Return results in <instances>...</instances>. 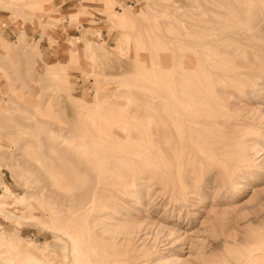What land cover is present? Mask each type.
<instances>
[{"label": "rangeland", "instance_id": "obj_1", "mask_svg": "<svg viewBox=\"0 0 264 264\" xmlns=\"http://www.w3.org/2000/svg\"><path fill=\"white\" fill-rule=\"evenodd\" d=\"M115 1L107 9L92 0H0V164L8 165L0 174L12 192L0 206V236L12 244L0 243V264L15 263L25 244L69 260L74 242L57 226L78 237L87 264H245L264 253V0ZM209 33L220 38L206 47ZM217 53L237 80L217 83L230 96L218 91L222 101L207 107L229 125L204 135L234 160L199 142L193 164L177 171L171 127L153 130V97H167L175 63L198 70ZM82 113L104 126L125 117L128 137L71 125ZM53 115L73 131L61 144ZM106 137L122 159L106 157L93 204H75L53 150L76 166L96 163ZM34 157L45 172L25 174Z\"/></svg>", "mask_w": 264, "mask_h": 264}, {"label": "bare ground", "instance_id": "obj_2", "mask_svg": "<svg viewBox=\"0 0 264 264\" xmlns=\"http://www.w3.org/2000/svg\"><path fill=\"white\" fill-rule=\"evenodd\" d=\"M248 9L249 7L246 9V11ZM205 13L206 12L202 11L200 13L201 14L200 16L201 17L205 16ZM248 13L249 12H247V14ZM216 15H218V13H216ZM202 21L204 22V24L208 22L213 23V20H211V17L208 18V16L204 17ZM218 36H219L218 34L209 33L207 37L204 38L205 40L204 45L208 47V46L213 45L214 43H217V41L219 40L218 38H220ZM236 36H239V35H236ZM241 37L245 38L247 36H244V34H242ZM239 43H242V41H239ZM219 53L212 55L211 57H210V54L206 56V58L202 62L204 63V66L198 68V70H194L193 68H191V66H187L186 64L182 65L181 63H175L177 65L176 67H173L169 75L170 81L168 84V93L166 97L167 99L164 97H160V96L153 97V99L156 102L154 103L155 104L154 114L152 116V119L155 122V125L153 126V130L155 132L162 133L163 125L167 124L168 126L171 127V129L167 130V135L169 134L170 136V140L167 142H171V146H172L171 150L173 151L172 156L177 164V167H176L177 171L179 170L181 166H185L194 161L195 156H193L192 154H189V151L191 149H193L195 146H200L198 144L199 142L207 143L206 137H211V136L205 137L204 135L205 132L208 130V128L218 126L220 124H225L226 126L229 125V122H228L229 119L228 120L217 119L219 116L217 112L214 113L211 110V108L207 110V107L211 106V104L209 103L212 102V108L216 109L215 106L217 105V102H219L218 100L221 99L222 101L221 97L219 98L218 96H216V92L220 91L222 94H225V95L230 94L228 88L224 87L223 85L220 86V88H216L217 83H222V81L225 79L237 80L236 75H233L232 72H235L238 69L237 68L229 69L228 68L229 66L222 64V60H220V57L218 55ZM225 54H226L225 56H231L235 54V51L233 52V49H232L231 53L225 52ZM159 91L160 89H157L156 92L158 93ZM48 107H50V105ZM166 107H168V109L166 113L164 114V117H162L161 116L162 112H165L164 110H166ZM48 109L45 112H48ZM41 112L42 110L40 111V113ZM95 112L97 113V111ZM40 113H39V116H40ZM51 113L52 112L50 113L48 112V114H51ZM97 116H98L97 114L96 116L95 115L93 116V115L82 113L80 117L73 118L71 125L80 123L82 125L91 126V128L94 129L95 135L98 136V138L101 136L102 133H104V131H105V134L107 135L113 133L114 135L113 141L115 140V138L118 139L117 137H115V135H120L123 139H126L128 137V132L130 131L128 129H124V125H123V123L126 121L125 117H114L108 121L106 126H104V123L102 122V120ZM51 119L53 121L52 123H55L59 128V130L57 131L58 132L57 136H58V143L61 144L66 141V138L69 135H71L73 131L71 132L70 130H68L67 121L59 118L57 115H53ZM230 123H236V122H230ZM45 124L47 125L48 122ZM45 131L48 133L51 130L48 127H46ZM108 141H109V137L106 139V146H104V149L102 151L103 153H101L98 156L96 163H86V161H84V164L81 165L82 167L74 165V163H72L73 162L72 158L66 157L61 152L60 149L58 148H55V150L52 149L53 151H56V154H58L57 156L58 160L55 163V166H56L55 169H57L60 172V174L64 175V179L66 182L71 183V186L68 187L67 190L70 191L73 194V196L76 197L77 202H74L75 204H79L85 200L86 201L83 206H85L88 203H90L89 205L93 204L94 199H95L96 189L100 181V174H101L100 168L103 166L102 164L104 163V159L106 157L109 156V158L113 160L121 161L122 157H121L120 152L118 151V149H114L110 145H108ZM207 144H209V146H216L217 152H219L220 150L222 151L224 148L228 147L224 143L215 142V141L209 142ZM154 148H156L158 153L161 152L162 150L161 147L156 144H154ZM49 149H51V147ZM209 151H211L212 153L211 156L214 158V156H216V153L212 152L211 149H209ZM220 152L217 155L228 156V153L226 152L220 153ZM51 153H54V152H51ZM104 153H106V155H104ZM34 154L35 153H33V155ZM1 155L3 156L2 153H0V156ZM9 155L10 156L6 155L8 156L9 159H12L14 157V153H9ZM227 158L229 161L234 160V157L228 156ZM178 161H179V164H178ZM80 164L81 162H79L78 165ZM23 165L26 166L25 174H28V175L31 174V171L30 172L28 171L29 166H34L35 168H38L39 171L40 169H43V171L45 172L44 165L41 162H39L38 159H36L35 157H34L33 162L32 161L28 162V164L23 163ZM7 166H8L7 164H0V170H1V167L7 168ZM66 182H63L65 186H66ZM0 185L3 188L2 195L0 196V206H4L6 205L4 201L5 197L9 194L11 195L12 192L10 191L9 186L3 181L2 174H0ZM30 200H34V199L31 198ZM15 202L22 206L25 204L26 198L23 194H18L15 197ZM28 205L30 206L29 203ZM49 219L51 220L52 218L49 216ZM56 229L57 231L63 233V235L69 238L72 242H74L73 250L69 254L70 256L69 260H67L66 256H63V257L55 256L48 249L46 250L43 249V251L42 250L38 251L36 249L27 247L28 245L24 243L25 245L20 252L18 250L15 251V257H18V259L21 258V261L17 259L15 263L14 261L13 262L10 261L9 264H87L88 260L85 259V253L80 248V245L78 244V237H74V238L71 237L70 232L66 231L63 227L57 226ZM0 243H3L7 246L12 247V244L11 243L9 244L8 240L3 239V237L1 236H0ZM245 264H264V253L257 254V255L250 257Z\"/></svg>", "mask_w": 264, "mask_h": 264}, {"label": "crops", "instance_id": "obj_3", "mask_svg": "<svg viewBox=\"0 0 264 264\" xmlns=\"http://www.w3.org/2000/svg\"><path fill=\"white\" fill-rule=\"evenodd\" d=\"M93 2H95V4L97 5V6H100V7H104V8H107V9H110L111 7H113V5L115 4V3H117V1H115V0H92ZM121 3L122 2H127L128 0H119ZM123 8V7H122ZM109 11H111V12H113V13H119V11H116V10H109ZM72 13V10H70L69 12H68V17H69V15ZM108 19V18H107ZM37 25L38 26H40V24L39 23H37ZM24 32V31H23ZM9 33H11L9 30H3L2 31V33H1V35L4 37V36H6L7 34H9ZM79 36H76L75 38L77 39ZM5 38V37H4ZM60 45V44H59ZM49 50H53V48H50Z\"/></svg>", "mask_w": 264, "mask_h": 264}]
</instances>
